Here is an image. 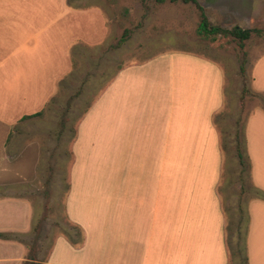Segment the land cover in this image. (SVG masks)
I'll return each mask as SVG.
<instances>
[{
    "label": "crops",
    "instance_id": "0c3cea01",
    "mask_svg": "<svg viewBox=\"0 0 264 264\" xmlns=\"http://www.w3.org/2000/svg\"><path fill=\"white\" fill-rule=\"evenodd\" d=\"M197 1L212 24L250 29L264 20V0ZM89 11L68 0H0V191L11 192L0 195V233L33 229L34 207L16 195L27 177L17 126L45 110L70 73ZM251 75L264 94V53ZM225 85L219 63L196 51L123 66L75 127L65 210L83 239L58 237L45 264H231L215 124ZM244 137L253 186L264 193L263 107L248 115ZM247 216L248 264H264L262 198L249 201ZM27 255L23 243L0 239V264Z\"/></svg>",
    "mask_w": 264,
    "mask_h": 264
},
{
    "label": "rangeland",
    "instance_id": "374dc122",
    "mask_svg": "<svg viewBox=\"0 0 264 264\" xmlns=\"http://www.w3.org/2000/svg\"><path fill=\"white\" fill-rule=\"evenodd\" d=\"M68 2L73 8L90 10L87 16L91 18L83 27V41L72 49L71 71L59 82L43 115L17 126L24 133L21 152L17 153L23 156L20 160L24 166L19 169L26 170L27 177L26 182L22 180L15 186L16 195L27 197L34 207L33 229L19 234L27 256L47 261L58 237L68 234L72 239H82L83 232L80 236L77 233L81 228L67 217L65 203L72 141L83 114L123 66L144 62L158 51L175 48L200 52L217 61L225 72V107L215 118L225 155L219 192L227 215L231 253H238L239 235L245 236L249 221L247 205L258 193L251 180L244 128L248 115L256 107L264 108V94L253 91L251 75L253 62L264 53V20L251 25L252 34L247 41L220 35L212 40L198 35L199 10L182 0L163 4L154 0ZM100 17L106 23L103 37L99 34L100 26L98 30L95 25ZM125 31L126 41L122 42ZM31 143L33 147L28 148ZM9 193L0 191V195ZM243 256L244 252L231 257V264H243Z\"/></svg>",
    "mask_w": 264,
    "mask_h": 264
},
{
    "label": "trees",
    "instance_id": "16d2710c",
    "mask_svg": "<svg viewBox=\"0 0 264 264\" xmlns=\"http://www.w3.org/2000/svg\"><path fill=\"white\" fill-rule=\"evenodd\" d=\"M156 3L158 4H163L166 1H169L171 3H176L179 2V0H154ZM184 3H192L193 5H195L197 7V9L199 10V16H200V22H199V26H198V35L203 37V38H211L212 40H214L217 36H232L235 39L240 40V42L243 41H247L248 39H250L251 34H252V30L250 29H242L239 26H233L232 28L228 29L222 26H218V25H213L205 12V9L199 4V2L197 0H182ZM128 31H125V34L123 36V40L122 42H125L126 40V35H127ZM44 113V110L36 113L32 116H25L21 121H26L27 119H31V118H37L42 116ZM239 159H240V163L243 164L242 161V155L239 153ZM259 198L264 199V193L261 191H258L257 196ZM228 231V228H227ZM77 233H82V230L79 229V231H77ZM78 236V234H76ZM65 236L71 241V243L73 244H78L81 242V240L83 239V233H82V239L80 241L76 240V239H72L68 234H65ZM246 236H247V227H246V231H245V236L242 237L241 234L239 235V249L240 251L238 253H231V257H239V254L244 252V256H243V264H248V255H247V246H246ZM0 239L3 240H14V241H18V242H24L19 234H15V233H0ZM242 246H241V245ZM53 247V246H52ZM230 247V244H229ZM52 249V248H51ZM230 252H231V248H230ZM46 261H38L36 258H34L33 256H28L26 262L24 264H45Z\"/></svg>",
    "mask_w": 264,
    "mask_h": 264
}]
</instances>
